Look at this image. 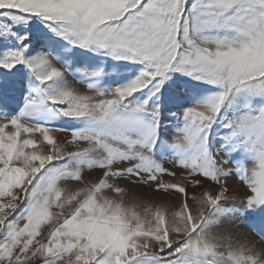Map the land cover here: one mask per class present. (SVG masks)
I'll return each instance as SVG.
<instances>
[{
	"label": "rangeland",
	"instance_id": "1",
	"mask_svg": "<svg viewBox=\"0 0 264 264\" xmlns=\"http://www.w3.org/2000/svg\"><path fill=\"white\" fill-rule=\"evenodd\" d=\"M126 3L26 0L16 5L44 14L68 41L39 21L20 26L30 39L33 33L46 38L27 53L47 57L46 82L36 79L45 73L24 65L11 73L0 69L17 82L12 103L0 104V264H264V252L238 240L231 229L236 223L255 224L252 231L264 243V205L246 208L244 201L256 193L244 177H227L225 194V178L214 183L219 173L182 150L158 147L153 158L151 141L123 131L127 113L142 109L147 94L143 77L129 87L140 65L107 57L94 45L71 44L107 30L127 10ZM13 5L14 0H0V7ZM15 47L11 40L0 52ZM53 70L61 75L53 77ZM262 75H243L238 85ZM177 78L174 73L172 79ZM192 83L194 95L163 110L161 141L185 143L182 115L189 104L194 103L191 120L213 115L208 100L216 88ZM50 97L64 103L53 104ZM29 98L43 102L39 111L25 107ZM237 100L226 104L210 137L218 159L225 158L219 137L230 131L222 123L246 111L240 105L247 95ZM253 103L258 107L264 100ZM61 107L69 117L59 115ZM232 159L254 167L243 149ZM258 187L264 193V182Z\"/></svg>",
	"mask_w": 264,
	"mask_h": 264
},
{
	"label": "snow or ice",
	"instance_id": "2",
	"mask_svg": "<svg viewBox=\"0 0 264 264\" xmlns=\"http://www.w3.org/2000/svg\"><path fill=\"white\" fill-rule=\"evenodd\" d=\"M24 3L26 0H14L12 7H0V45L6 46L11 40L17 44L15 48L0 52V69L11 73L17 65H24L32 72L45 73L36 77L43 84L47 79V57L27 53L31 46L46 38L33 33L30 39L28 31L20 32L18 28H27L30 23L39 21L55 35L68 39L56 32L52 21L44 14L16 6ZM125 7L127 10L119 14L107 30L95 35L85 34L78 43H71L79 47L94 45L107 57L140 65L137 79L129 87L134 88L143 77L148 82L147 94L142 109L127 113L123 131L128 135L142 133L151 141L153 158L159 147L175 152L182 150L194 161H202L219 173L214 183L220 182V176L225 178V194L226 178L239 173L249 191L256 193L244 201L246 208L264 205V193L258 187L264 182V103L258 107L253 103L256 98L264 100V75L243 86L238 85L243 75L264 71V66L257 65V61L264 64V0H127ZM37 29L42 31L38 25ZM129 55L133 58L126 59ZM174 73H179L180 78L173 80ZM60 75L52 71L53 77ZM184 76L190 79H182ZM193 81L216 88L208 100L213 115L201 113V120H191L194 103L189 104L182 115L185 143L178 146L161 141L163 110L168 105L183 104L189 95H194L196 85ZM16 84L8 74L0 75V104L9 106L12 103ZM242 94L248 97L240 105L246 111L238 119L222 123V127L230 131L219 137L223 141L220 150L225 158L218 159L210 147L213 128L221 122L226 104H237V97ZM49 101L64 103L56 97H50ZM42 103L29 98L25 107L36 112ZM59 115L69 117L63 107ZM241 149L251 154L252 170L243 160L232 159ZM212 203L216 209L222 208L219 200Z\"/></svg>",
	"mask_w": 264,
	"mask_h": 264
},
{
	"label": "bare ground",
	"instance_id": "3",
	"mask_svg": "<svg viewBox=\"0 0 264 264\" xmlns=\"http://www.w3.org/2000/svg\"><path fill=\"white\" fill-rule=\"evenodd\" d=\"M234 186H236L234 184ZM235 188V187H233ZM242 222V221H240ZM237 224V223H236ZM234 224V225H236ZM233 225V231L236 234V238L242 242H245L248 244V246H252L253 244L256 245V247L261 249L264 252V243L260 241L256 234L252 231V227L255 228L257 225L255 224H249V225H243V223H240L239 226H234ZM255 225V227H254ZM253 247V246H252ZM261 252V251H260ZM264 257V256H263Z\"/></svg>",
	"mask_w": 264,
	"mask_h": 264
}]
</instances>
